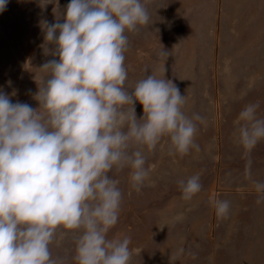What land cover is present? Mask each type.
I'll list each match as a JSON object with an SVG mask.
<instances>
[{"label": "clouds", "instance_id": "1", "mask_svg": "<svg viewBox=\"0 0 264 264\" xmlns=\"http://www.w3.org/2000/svg\"><path fill=\"white\" fill-rule=\"evenodd\" d=\"M7 3L0 0V12ZM60 18L42 23L55 57L40 67L48 76L34 98L43 111L0 91V264H63L49 248L60 228L80 233L77 264H130L131 238H108L122 202L119 181L109 173L131 169L139 192L150 169L133 146L152 151L168 137L170 154L199 151L196 122L204 118L185 114V95L166 77L147 74L131 91L125 87L126 33L151 19L144 0H70ZM159 55L166 61L170 53L162 48ZM258 108L249 104L238 116L245 155L264 140ZM178 183L185 200L202 188L199 173ZM254 184L264 192V183ZM213 204L218 217L228 214L229 201Z\"/></svg>", "mask_w": 264, "mask_h": 264}, {"label": "rangeland", "instance_id": "2", "mask_svg": "<svg viewBox=\"0 0 264 264\" xmlns=\"http://www.w3.org/2000/svg\"><path fill=\"white\" fill-rule=\"evenodd\" d=\"M236 1L242 7L245 2L249 5V0H144L149 24L126 33L125 87L131 91L147 74L166 77L185 95V114L204 118L196 122L199 151L170 154L168 137L152 151L133 146L132 150L139 147L143 152L145 167L150 169L139 192L131 186V169L113 168L109 173L119 181L122 202L108 238H131L130 264H234L235 195L250 193L235 189L234 181L248 178L249 172L264 179V168L259 172L257 167L241 164L240 158L236 162L239 113L258 103L257 115L264 118V85L258 86L259 80L264 84V71L250 75L235 64ZM69 2L8 0L0 12V91L13 103L39 107L34 97L48 76L40 67L55 58L49 52L53 46L44 40L42 23H55L60 16L62 23ZM162 48L170 53L166 61L159 55ZM248 79L254 85L245 86ZM135 109L140 118L143 106L137 102ZM197 173L201 191L185 200L178 181ZM214 200L229 201L226 216H217ZM79 234L58 229L49 245L52 257L62 258L63 264H77Z\"/></svg>", "mask_w": 264, "mask_h": 264}, {"label": "crops", "instance_id": "3", "mask_svg": "<svg viewBox=\"0 0 264 264\" xmlns=\"http://www.w3.org/2000/svg\"><path fill=\"white\" fill-rule=\"evenodd\" d=\"M248 3L249 5L245 2L242 7L241 1L235 2L234 57L235 64L239 66L237 68L252 75L253 71H264V0H249ZM251 32H255V36ZM254 46L257 47L256 50H253ZM259 81L258 86L264 85ZM254 83L252 79H248L243 84L249 86ZM235 143L236 162L240 158L241 164L248 165L251 160L250 167H257L261 172V168H264V140L248 155H245L237 137ZM251 177L234 181L235 189L250 192L245 194V197H242V194L235 195L234 264H264V192H257L254 184V181L264 183V179L262 175L254 177L251 174Z\"/></svg>", "mask_w": 264, "mask_h": 264}]
</instances>
